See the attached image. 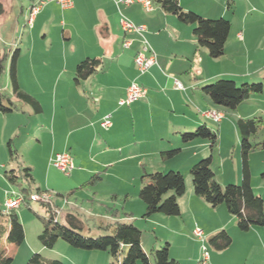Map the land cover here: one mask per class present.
Segmentation results:
<instances>
[{"label":"rangeland","instance_id":"374dc122","mask_svg":"<svg viewBox=\"0 0 264 264\" xmlns=\"http://www.w3.org/2000/svg\"><path fill=\"white\" fill-rule=\"evenodd\" d=\"M36 1L37 0H0V47L7 52L10 51V53L15 49H20V56L17 60V77L21 82L20 88L24 92L27 91L26 93L36 100L38 98L43 105L42 113L34 114L29 106L14 101L7 73V67L10 61V58H8L5 62V71L0 76V91L11 97L16 103L17 108L9 114L0 113L1 207L3 206L5 194L7 192H18L19 187L23 189L31 188L33 190L35 186H45L48 181L51 187H53L52 190L48 191V194L52 197L53 204L60 208L61 213L69 209L72 213L79 216V219L85 225L84 230L81 232L84 236L97 237L103 235L105 232L97 230L96 226L110 223L112 220L116 219H127V216H130V212H133L137 219L133 225L142 233L141 247L146 254H150L151 251L154 250H160L168 244L170 257H175L179 264H197L198 260L196 261V257L198 255V257H200L201 255V244L194 236L192 229L195 227L201 229L200 227L204 225L208 226L210 223H214V221L221 219L220 215L217 213L215 217L210 218L209 215L201 212L200 207L198 208L191 205V209H195L196 212L199 211L197 215L194 212L191 214L189 210H185L182 216L170 217V226L172 228L165 227V229H161V226H157L154 221L140 218L141 214H139V209L137 207V204H141L138 198V192L142 180L144 182L146 181V178L142 179V176L144 173L148 174L153 172H179L183 176L185 184V193L179 198L186 199L187 187L192 190L191 177L189 175L191 159L195 161V164L202 158L211 157V169L214 173L215 181L221 187L235 184L232 181H234L233 179L236 172L237 170L240 171L241 166L239 150L240 136L236 128V122L238 119H241V115L249 117L246 115L253 113V111L260 110L262 112H257V116L255 117L258 119L260 118L262 121L260 124L261 127L257 137L252 139V144H257V146L254 147L249 154L248 161L253 174V186L256 187L260 182L264 183V178L261 177L260 174L264 171L261 170V168L264 167V146H262L264 141V82L262 83L263 92L251 96V99L247 101L252 103V105L243 103L233 111L220 108L221 111L219 112L223 113L224 116L223 122L220 125L213 122L211 119L209 120L201 117L200 112H195L192 109V117H197L199 124L196 127L182 129L176 137V135H172L169 127V120L162 118L166 114H162V112L155 113V111H153L150 112V114H146L143 120L135 123V128L131 123L128 128L124 124L122 128L123 130L126 128V131L123 132V135L119 137L113 136L115 137L114 139L112 137L109 138V140L113 142H108V144H106V150L110 152L115 142L120 143V137L123 139L122 142H127L126 144H129L133 142L136 135L135 138L138 136L141 137L143 133H149V136H153L154 134L157 136L158 133H168V140H164L162 143L167 146L171 144V147L167 150H178V152L171 157L164 154V163L158 154H150L149 156H143L145 159L144 162L146 163L145 167H143L144 169L140 165H138L136 169L135 162L133 161L110 167L108 163L114 159L113 155L110 153L101 156L94 154L93 157H91V150L89 149L88 151H84L81 156L78 155V164L76 168H73L69 174H65L52 167L50 161H44V156H46V153L50 150L52 141L49 135L47 136L44 134L41 127V124L46 123L51 115L49 103L52 94L55 92L52 90V83L55 79V75L51 76L49 73L45 75V72H47L50 65L56 67L60 64V56L59 54L52 56L43 51L41 52L40 45L33 39L31 41L35 42L34 52H25V38L28 37L31 31L30 28H32L31 26L33 25H28L26 21L28 19L29 9L32 5L31 3ZM229 3L228 10L225 9L216 12V15L222 14L223 16L221 18L230 22L228 36V42L230 44L232 42H237L235 35L241 31V22L244 16H251V18L262 17V20H264V16L255 6L245 7L241 0H229ZM55 25L56 24L51 25L49 27L50 30H46L45 33L48 31L52 32V29L56 30ZM36 27H34V31ZM56 34L59 35L60 32H56ZM189 34L190 38H192L191 32H189ZM40 37L41 36H39V40ZM27 41L29 42L30 38L27 39ZM259 45H262L260 46L261 53L263 52L261 55H264V41H261ZM56 48L55 46L54 49ZM255 49L258 50L257 45ZM196 50L195 54H192L190 57V73L187 75H179L176 78L173 77L171 78L172 81H178L182 86L184 85L187 87L189 83H194L195 80L192 78L193 76L197 79L200 76H204L205 73H215L222 69L231 70L234 73H241V52L240 56L236 59H234V54H232L233 50H226L227 52L218 59H209L205 52L203 54L201 53L203 49L198 48ZM139 76L141 77L142 75ZM138 78L139 77H137L135 81L139 83ZM61 81H63V79ZM42 87L46 88L43 90ZM189 92L190 94L195 93V95L198 96L196 103L199 111L206 107L205 103L210 104L208 100L204 101L200 99L203 97L201 91L196 92L195 89L192 88ZM56 93L59 95L64 93L66 95V102H69H67V104L65 103V110H70L69 108L71 105L80 110L81 107H76L77 99L72 98V96L77 94V91L68 92L67 90L61 93L60 91H56ZM255 100H257V102H255ZM68 105L70 106L69 108L67 107ZM163 106L164 105L160 102L159 104L154 103V109L157 108L159 112ZM211 106L214 107V105ZM61 108L60 106L57 107V119L61 117ZM176 108L178 114L181 113L180 111L182 109L187 110V108L184 109V107L181 106H177ZM162 120L165 121L163 122ZM204 123L206 128L217 136L216 142L212 147L210 142L203 138H194L188 142L181 141V135L194 133L195 130L199 126L204 125ZM55 131L57 133V129H55ZM108 134L110 133L99 129L96 133L98 139L96 138L94 140L95 146L97 140L106 139L105 137ZM58 142L59 140L57 143ZM201 144L205 145L201 146ZM103 149L105 148L102 145L100 151L103 152ZM9 150L12 151L11 154ZM127 152L128 151L124 152V155H127ZM193 153L197 154L198 158H193ZM126 155L124 157H126ZM52 158H54V156ZM16 161L21 162L22 166L24 165L23 167L29 166L31 168L33 183L29 184L24 179L23 173L20 171V167H18ZM80 161L82 164H79ZM10 171H14L16 178L9 180L5 177ZM96 176L99 178H96ZM116 194L118 195L116 196ZM126 195L128 199L125 202L124 199ZM15 212L24 230V241L18 247L9 246L2 242V246H4V248L6 247V253L13 258L11 264H26L29 258L36 253L40 254L45 259L59 260L63 264H108L111 262V257L107 252L75 249L60 239L52 249H44L38 241V235L41 233L46 223L47 213L45 208L38 203L30 201L29 206L21 205ZM38 216L42 218L40 219ZM154 216L161 217L162 215ZM61 219L62 216L58 215L57 220L61 221ZM128 222L132 223L131 221ZM258 228L261 230L264 227ZM204 230L207 231L206 229ZM154 232L158 237V240L155 242L153 240ZM237 232L239 237L236 236L232 238V244L226 250L222 251L225 253V255H223V261L226 262V264H242L245 259L244 255L246 254H244L245 249H251V245L256 242L253 233ZM152 242L154 243L152 244ZM205 246L208 254L211 256L220 253L210 246L208 240L205 241Z\"/></svg>","mask_w":264,"mask_h":264},{"label":"crops","instance_id":"0c3cea01","mask_svg":"<svg viewBox=\"0 0 264 264\" xmlns=\"http://www.w3.org/2000/svg\"><path fill=\"white\" fill-rule=\"evenodd\" d=\"M72 2V8L67 10H61L54 3H47L41 7L33 17L31 22L33 25L31 26L32 28H30L31 31L28 37L25 38V52L33 53L35 49L34 41H37V44L41 47V52L43 51L52 56L59 54L61 60L60 64L56 67L50 65L47 72H45V75L48 73L51 74V76L55 75V79L52 83V90L55 92L52 94L49 103L51 115L46 123L41 124L42 131L47 136L49 135L52 141L50 150L46 153V156H44L45 162L50 161L56 154L67 152L72 158L73 168H76L78 164V155L81 156L84 151L90 149L91 157H93L94 154H97V156L107 153L113 155L114 159L108 163L110 167L133 161L135 162L136 169L138 165L143 168L146 165L143 156L158 154L161 157L163 152H166V150L171 147V144L167 146L162 143V141L168 140L169 135L168 133H158L157 136L155 134L149 136V133H143L141 137L138 136L135 138L136 135L133 142L129 144H126L127 142H122L123 139L120 137V143L115 142L111 151H107L106 144L111 142L109 138L112 137L114 139L115 137L122 136L123 132L126 131V128L125 130L122 128L124 124L128 128L131 123L135 128V123L143 120L146 114H150V112L153 111H155V113L162 112V114H166L162 118L169 120V127L172 135H176L177 137L182 129L196 127L199 124L197 117H192V109L195 112H200L201 117H203L202 113L206 111H221L220 108L211 106L213 103L203 95L201 91L203 85L217 79H231L237 84L245 82H259L262 84L264 82V55H261L263 52L261 53L260 47L263 44L259 45L261 41H264V20H262V17L251 18V16H244L241 22V31L235 35L237 42L229 44L227 38L225 43L224 54L229 50H233L232 54H234V59H236L240 56L241 52V73H234L231 70L224 69L216 71L215 73H205L204 76H200L197 79L193 76L192 78L195 80L194 83H189L187 87L184 85L182 86V84L177 81L182 87V89H177L174 86L175 80L172 81L171 78L190 73V57L192 54H195V51H197L196 49L200 48L196 44L195 37L192 33V26L185 25L175 16L166 13L156 0L154 2V9L150 13H146L141 6L137 4L131 6L119 5L117 7L115 5V0H72ZM177 2L184 11H191L204 19L211 20L221 18L223 15H216V12L225 9L228 10L230 5L229 0H177ZM241 2L245 7H257L264 16V0H241ZM34 3L35 2H32L31 4L33 5ZM121 17L126 18L135 26L144 27L143 37L156 55V64L143 74H139L134 63V57L140 48V37L136 34H125L122 31L120 25ZM54 24H56V30L52 29V32L48 31L45 33V31L50 30L49 27ZM34 27H36L35 31ZM56 32H60V34L58 35ZM189 32H191L192 38H190ZM39 36H41L40 40ZM29 38L30 41L28 42L27 39ZM32 39L34 41H31ZM124 41H130V45L128 47H123ZM256 45L260 51L255 49ZM55 46L57 47L56 49H54ZM200 49H203L201 51L202 54L205 52L207 55V51L204 48ZM207 57L211 59L208 55ZM85 59L98 60L99 66L93 74L85 79L75 80L76 66ZM139 75L142 76L140 77ZM137 77H139V83L135 81ZM62 79L63 81H61ZM132 81H135L146 89V96L129 106H119L118 102L125 98L126 89ZM17 82L20 88L21 82L18 77ZM44 88L46 87H42L43 90ZM192 88L195 89L196 92L201 91L203 97L200 99L210 102V104L205 103L206 107L201 111L198 110L196 103L198 96L195 95V93L190 94L189 92ZM67 90L68 92L77 91V94L72 96V98L77 99L76 107H81L80 110L74 108L72 105L71 107L69 105L67 106L68 108L70 107V110L67 111L64 109L69 101L66 102V95L61 92ZM56 91H60L61 94H57ZM14 101L16 100L14 99ZM37 101L41 106L40 113H42L43 105L38 98ZM247 101L244 103L252 105V103ZM159 102L164 105L162 109H160V112L157 108L154 109V103L159 104ZM255 102H257V100H255ZM59 106L62 107L60 109L62 114L61 117L57 119L56 113L57 107ZM177 106L184 107V109L187 108V110L182 109L180 111L181 113L178 114ZM257 112L261 113L262 111H253V113L246 115L249 117L241 115V119L256 118ZM105 117H109L111 122L109 128H104L101 125ZM223 119L217 124H222ZM162 121L164 122L165 120ZM55 129H57V133ZM99 129L107 133L109 132L110 134L105 137L106 139L97 140L95 146L94 140L97 138L96 133ZM255 137H257V135ZM57 139L59 140L58 143ZM262 144L264 146V141ZM102 145L105 148L103 152L100 151ZM204 145L205 144H201V146ZM126 151L128 152L127 155L125 154L126 157H124V152ZM193 158H198L197 154L193 153ZM161 159L164 163V159L162 157ZM16 162L17 165L20 163L22 166L21 162ZM80 162L79 164H82V162ZM194 162L195 161L191 159L190 166H192ZM25 167L30 168L29 166ZM261 170H264V167H262ZM260 174L261 177L264 178V171ZM252 175L250 169L251 188L255 194L262 198L264 208V183L260 182L256 187L253 186ZM233 180L232 182L235 184L240 182L239 170H237ZM52 188L53 187H51L47 181L45 186L38 185L35 186L33 190L48 192L52 190ZM186 190L187 198L177 199L180 209L179 216H182L185 210H189L191 214L194 212L197 215L199 211L196 212L195 209H191V205L198 208L200 207L201 212L209 215L210 218L215 217L218 213L221 219L214 221V223H210L208 226L204 225L200 227L203 231H205L204 229L207 230L205 232L202 231L204 244L206 240H208L209 243L210 238L221 230L226 231L231 238L232 244V238L236 236L239 237L236 218L230 215L224 206L221 205L212 208L202 199L195 196L192 192L193 189L191 190V188L189 189V187H187ZM117 195L118 194H116V196ZM127 199L126 195L124 199L125 202ZM140 203L141 204H137V207L139 209V214H141V219L154 221L157 226H161V229H165V227L172 228L170 226V217L152 215L148 218H143L142 216L145 208L141 200ZM67 211L71 210L68 209ZM67 211L60 215L63 217L64 213ZM135 216L133 212H130V216L128 215L127 219H116L112 220V222L131 221L132 224H135V221H137ZM248 232L255 235L256 242L251 245V249H245L244 254H246L244 255L245 259L242 264H264V228L260 230L258 227H251L244 233ZM153 234V240L155 242L158 240V237L155 232ZM154 242H152V244ZM222 251H219L220 253L217 255H209V264H226V262L223 261V255H225V253ZM198 256L196 257V261L199 259ZM172 258L178 263L175 257Z\"/></svg>","mask_w":264,"mask_h":264},{"label":"trees","instance_id":"16d2710c","mask_svg":"<svg viewBox=\"0 0 264 264\" xmlns=\"http://www.w3.org/2000/svg\"><path fill=\"white\" fill-rule=\"evenodd\" d=\"M161 8L181 23L192 26V33L196 44L207 51L211 59H218L224 54V46L228 38L230 23L224 18L215 20L204 19L191 12L184 11L177 0H156ZM0 47V76L5 71V62L10 58L7 67L8 80L13 98L24 105L29 106L34 114L41 112L39 102L28 93L19 88L17 82V60L20 55L19 49L12 53ZM10 55V57H9ZM99 61L85 59L75 69V80L85 79L93 74ZM201 91L214 106L224 110H236L251 96L263 92L261 83H240L228 79H217L201 87ZM12 99L0 91V113L9 114L16 110ZM260 118L238 119L236 128L240 136V183L229 184L221 187L214 179L211 169V157L202 158L189 169L191 185L195 196L202 199L212 208L224 206L227 212L236 218L239 231L247 232L251 227H264V208L262 198L255 194L250 184L249 154L257 144H252V139L258 134ZM194 138L207 139L211 147L215 144L217 136L206 128L199 126L194 133L181 135L182 142H188ZM263 146V144H262ZM178 150L163 152L168 157L175 155ZM11 154L12 151L9 150ZM24 179L33 183L31 169L18 164ZM9 180L15 177L14 171L5 175ZM96 178H99L96 176ZM142 186L138 192V198L144 204L143 218L155 214L166 217H177L180 215L177 199L185 193L183 176L179 172L168 173L153 172L143 174ZM18 192L24 200L21 205L29 206V196L32 194L46 193L43 190H32L18 188ZM47 213L46 223L38 235V241L44 249H52L60 239L72 248L84 251H103L111 257L108 264H178L169 255L168 244L160 250L151 251L146 254L141 247V231L130 222L113 221L96 226V229L105 232L97 237L84 236V223L79 216L67 211L61 221H58L52 212L50 205L40 204ZM57 207L55 204H53ZM59 208V207H57ZM114 216V215H113ZM39 217V216H38ZM40 218V217H39ZM42 218V217H41ZM40 218V219H41ZM24 241V230L15 210L5 212L0 204V264H11L13 258L7 254L2 242L6 245L18 247ZM209 244L216 251H222L231 244V238L226 231L221 230L213 235ZM26 264H63L59 260H49L40 254H33Z\"/></svg>","mask_w":264,"mask_h":264},{"label":"built area","instance_id":"2783aa9c","mask_svg":"<svg viewBox=\"0 0 264 264\" xmlns=\"http://www.w3.org/2000/svg\"><path fill=\"white\" fill-rule=\"evenodd\" d=\"M155 0H115V5L118 7L119 5L131 6L137 4L141 6V8L146 12L150 13L154 9ZM47 3L56 4L61 10H67L72 8L73 2L72 0H38L32 5V11L28 13L27 24L30 25L33 17L37 12ZM121 29L125 34H136L140 37V48L137 51L134 57L135 66L139 72V74L145 73L150 67L156 64V55L151 49L148 42L143 37L144 27L135 26L133 23L128 21L126 18L121 17L120 21ZM130 45V41H124L123 47H128ZM174 86L177 89H182L181 85L174 81ZM146 96V89L140 86L135 81H132L126 89L125 98L118 102L119 106H129L134 102H137L140 99H143ZM203 117L206 119H212L213 122L219 123L223 119V116L219 115L215 111H206L202 113ZM102 127L109 128L111 126V122L109 117H105L102 122ZM50 165L57 169L60 172L65 174H69L73 170L72 158L69 153L63 152L56 154L54 158L50 160ZM34 199H36V203L50 205L53 214L56 219L57 216L60 215L61 210L53 205L52 197L46 193L41 194H32ZM23 201L19 199V193L17 191H10L5 194V200L3 202V209L5 212L16 210L21 206ZM194 236L199 240L201 247V255L198 259L197 264H209V254L207 248L204 244L203 232L198 227L193 229Z\"/></svg>","mask_w":264,"mask_h":264},{"label":"bare ground","instance_id":"6f19581e","mask_svg":"<svg viewBox=\"0 0 264 264\" xmlns=\"http://www.w3.org/2000/svg\"><path fill=\"white\" fill-rule=\"evenodd\" d=\"M30 11H32V6L30 7V9H29V12ZM216 113H218L219 115H221V116H223V113H221V112H216ZM212 120V119H211ZM19 199H20V201H23L24 200V198H23V196H21L20 194H19ZM29 200L31 201V202H35L36 203V199H34L33 198V196H30L29 197Z\"/></svg>","mask_w":264,"mask_h":264}]
</instances>
